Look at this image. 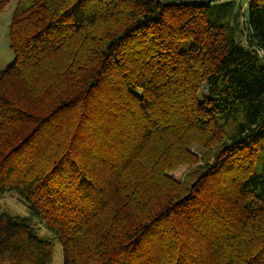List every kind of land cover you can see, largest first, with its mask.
<instances>
[{"label":"trees","instance_id":"obj_1","mask_svg":"<svg viewBox=\"0 0 264 264\" xmlns=\"http://www.w3.org/2000/svg\"><path fill=\"white\" fill-rule=\"evenodd\" d=\"M235 2L17 0L0 264H264V0Z\"/></svg>","mask_w":264,"mask_h":264},{"label":"rangeland","instance_id":"obj_2","mask_svg":"<svg viewBox=\"0 0 264 264\" xmlns=\"http://www.w3.org/2000/svg\"><path fill=\"white\" fill-rule=\"evenodd\" d=\"M248 0H236V4H241V12L244 13ZM17 0H11L8 6L0 13V71L6 70L14 63V55L9 47V27L12 14L16 8ZM238 7V6H237ZM243 19V24H244ZM246 45V42H245ZM184 174V173H183ZM181 174L180 178H182ZM7 211L12 216L28 217L30 214L28 205L15 192L0 196V212ZM41 237L48 235V232L42 226L40 227ZM52 264H63L62 246L59 242L55 244Z\"/></svg>","mask_w":264,"mask_h":264}]
</instances>
